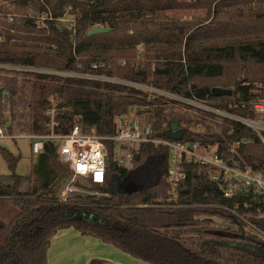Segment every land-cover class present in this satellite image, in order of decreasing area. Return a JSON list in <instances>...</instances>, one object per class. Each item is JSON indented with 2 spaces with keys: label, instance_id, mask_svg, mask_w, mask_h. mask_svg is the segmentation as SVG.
Wrapping results in <instances>:
<instances>
[{
  "label": "trees",
  "instance_id": "trees-1",
  "mask_svg": "<svg viewBox=\"0 0 264 264\" xmlns=\"http://www.w3.org/2000/svg\"><path fill=\"white\" fill-rule=\"evenodd\" d=\"M9 1L30 11L22 18L0 14V64L94 72L206 100L216 108L237 106L231 110L240 115L251 116L240 104L264 100V0ZM197 9H205L208 17L212 12V18L204 23L153 17ZM66 13L71 22L61 23ZM40 14L43 18L35 19ZM99 25L110 31L88 37V30ZM94 64L104 67L92 71ZM214 87L231 93L213 96ZM0 92V126L8 136L15 131L45 134L53 109L62 134L78 126L109 138L115 120L134 109L136 115L151 113L152 138L167 140L163 133L176 121L184 129L183 140L217 143L218 154L234 141L250 140L239 146L234 159L243 167L264 170L258 135L187 106L193 118L171 117L164 109L171 102L144 90L0 69ZM193 124L202 130L195 131ZM103 143L105 184L83 182L88 194L66 201L60 191L70 174L54 143L35 155L26 175L14 171L20 155L0 147L10 172L0 175V264H48L51 239L67 228L146 264H264L263 197L224 199L202 167L188 163L176 199L167 201L165 146L139 145L127 169L114 162V142ZM138 170L146 171L149 183L124 187L129 173Z\"/></svg>",
  "mask_w": 264,
  "mask_h": 264
},
{
  "label": "built area",
  "instance_id": "built-area-1",
  "mask_svg": "<svg viewBox=\"0 0 264 264\" xmlns=\"http://www.w3.org/2000/svg\"><path fill=\"white\" fill-rule=\"evenodd\" d=\"M99 26L102 27L101 25ZM118 63L124 65L123 61ZM101 67H104V64H94L91 66V70L96 71ZM0 69L9 72L38 74L57 78L86 79L144 90L152 97H162L169 102L176 101L184 106L204 111V113L214 116L217 120L229 123L232 126L249 129L259 136L264 145V100L240 104L251 116L240 115L231 110V107L235 108L237 106L230 105V109L216 108L206 102V100L180 98L151 87L94 72L61 71L14 64H0ZM53 111V109L49 111L51 121L45 134L30 135L21 133L13 136V138L29 140L32 155L40 153L48 142L57 146L59 159L67 167L70 174L64 188L60 192L62 201L88 194L76 186L78 181L82 183L89 181L96 186L105 184L108 162L107 165L104 164V158H107V154L103 140L114 142V162H116L117 166L127 169L132 167V159L139 145L149 143L154 146H165L168 160L162 179L169 185V201L176 199L178 185L186 177L184 165L188 163L200 165L206 180L219 186L220 194L224 199H231L241 194L264 198V170L257 171L249 167H243L234 159V154L237 153L239 146L250 143V140L241 139L234 141L229 144L223 154H218L219 145L217 143L201 144L188 142L183 140V138L177 141L152 138L151 124L142 125L135 119V121L127 123L123 128L115 126L114 135L109 138L97 136L94 129L82 132L78 126H73L68 133L62 134L58 125L52 119ZM7 136L4 129L0 126V139L7 138Z\"/></svg>",
  "mask_w": 264,
  "mask_h": 264
},
{
  "label": "rangeland",
  "instance_id": "rangeland-1",
  "mask_svg": "<svg viewBox=\"0 0 264 264\" xmlns=\"http://www.w3.org/2000/svg\"><path fill=\"white\" fill-rule=\"evenodd\" d=\"M255 8L258 7L256 4L253 5ZM30 10H26V9H20L15 7L14 4H11L9 0H0V14L1 16L7 17V19H9L12 16L18 17V18H22L27 16L28 12ZM212 12L210 13V16H207V11L204 9H197V10H179V11H167V12H159L156 13L153 17L157 18V19H179L180 21H186V22H192V21H196V20H204V23L207 22V20H209L210 18H212ZM39 18V20H41L42 14L35 16V19ZM207 19V20H206ZM72 17L69 14H65V17L61 20V23H69L71 22ZM206 20V21H205ZM142 51V49L140 47H137V52L140 53ZM119 62V61H118ZM171 103L166 104L165 105V111H167V113L169 114V116L171 117H180V116H185L190 118L192 115H194V113L192 112V110H187L185 109L186 107L179 103V102H174V101H170ZM193 118V117H191ZM137 120L140 124L142 125H147V124H151L152 119H151V113L150 112H144L141 115H136L134 109L132 111H130L128 114L118 117L115 120V125L118 128H123L127 123L133 121V120ZM134 120V121H135ZM192 129H194L195 131H200L202 130V127L199 124L194 125L193 127H191ZM21 134L17 131H15L14 135L12 136H7V138L4 139H0V147L4 148L5 150H7L8 152H10L12 155L17 156L20 155V159L18 160V162L16 163L15 166V173L17 175H26L29 173L30 171V166L31 163L34 160V156L31 154L30 152V141L27 139H17V138H13V136ZM10 172L7 169L6 163L3 160L1 154H0V175H8ZM67 180H64L63 184H62V189L64 188L65 184H66ZM79 183L76 185L78 188H80L83 192L87 191L82 188V182L78 181ZM149 183V178L147 176V173L145 170H138L135 172H130L128 177L124 180L123 182V186L125 187H135V186H139V185H145ZM62 191V190H61ZM60 191V192H61ZM91 194H95L93 192H90ZM168 194V198L170 196V193L167 192ZM80 198H84L85 195H80ZM99 195H95L93 196V198H98ZM101 197V196H100ZM167 198V201H169ZM0 206H4V203H0ZM72 246L74 247V245L72 244ZM90 264H117V263H113L109 260H101V258H95L93 260L90 261Z\"/></svg>",
  "mask_w": 264,
  "mask_h": 264
},
{
  "label": "crops",
  "instance_id": "crops-1",
  "mask_svg": "<svg viewBox=\"0 0 264 264\" xmlns=\"http://www.w3.org/2000/svg\"><path fill=\"white\" fill-rule=\"evenodd\" d=\"M33 156L35 158V155ZM97 257L117 264H146L96 239L82 236L72 228L58 231L51 239L47 252V263L90 264V261Z\"/></svg>",
  "mask_w": 264,
  "mask_h": 264
},
{
  "label": "water",
  "instance_id": "water-1",
  "mask_svg": "<svg viewBox=\"0 0 264 264\" xmlns=\"http://www.w3.org/2000/svg\"><path fill=\"white\" fill-rule=\"evenodd\" d=\"M109 31H110L109 28L94 26L88 30L87 36L90 37V36L101 34V33H108ZM230 93H231L230 90L219 88V87H214L211 89V94L216 97L230 95ZM163 135L168 140H173V141L181 140L184 135V129L179 128L178 123L176 121H172L169 124V128L163 133ZM107 162L108 160L105 157L104 164L107 165Z\"/></svg>",
  "mask_w": 264,
  "mask_h": 264
}]
</instances>
